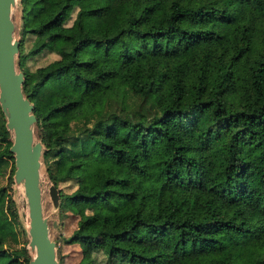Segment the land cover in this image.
Here are the masks:
<instances>
[{
    "label": "trees",
    "instance_id": "obj_1",
    "mask_svg": "<svg viewBox=\"0 0 264 264\" xmlns=\"http://www.w3.org/2000/svg\"><path fill=\"white\" fill-rule=\"evenodd\" d=\"M19 1L57 245L75 264H264V0ZM10 145L0 109V264H27Z\"/></svg>",
    "mask_w": 264,
    "mask_h": 264
},
{
    "label": "water",
    "instance_id": "obj_2",
    "mask_svg": "<svg viewBox=\"0 0 264 264\" xmlns=\"http://www.w3.org/2000/svg\"><path fill=\"white\" fill-rule=\"evenodd\" d=\"M18 1L0 0V109L5 117V127L11 134L9 151L14 157L13 182L21 186L26 200L25 222L21 223L27 234L26 247L30 255L27 264H60L57 243L50 237L48 215L44 214L42 205L41 154L44 146L36 137L33 104L22 91L24 76L16 63L20 36L19 33L14 36L16 24L12 11ZM21 25L19 20L17 29ZM47 193L54 210L58 211L59 191L50 181ZM51 226H57L55 219Z\"/></svg>",
    "mask_w": 264,
    "mask_h": 264
},
{
    "label": "rangeland",
    "instance_id": "obj_3",
    "mask_svg": "<svg viewBox=\"0 0 264 264\" xmlns=\"http://www.w3.org/2000/svg\"><path fill=\"white\" fill-rule=\"evenodd\" d=\"M19 9H20V1L17 2V4L14 7L13 13H12L15 24H16V30H15V34H14L15 37L18 36V29L17 28H18V23L20 20ZM42 177L44 179V182L42 184L43 211H44L45 215H48L50 237L56 241L57 237L60 233V231L58 230L59 227L58 228H56L57 226L52 227L51 222L53 219H55L57 221L58 211L54 210V208L51 204V200L49 198V195L47 193V186L49 185V181L44 174L43 168H42ZM66 185L67 184H62L61 186L65 187ZM11 186H12L11 194H12V198L14 199V201L16 203L19 219L22 223H24L25 217H26V200H25V197L23 195V191L14 182ZM63 234H66V231H64ZM57 246H58L57 247V258H58V256H61L63 264H75L78 261V259L80 257V248H79L77 243L68 244V243L59 242V244ZM15 264H23V263L21 261H18Z\"/></svg>",
    "mask_w": 264,
    "mask_h": 264
},
{
    "label": "bare ground",
    "instance_id": "obj_4",
    "mask_svg": "<svg viewBox=\"0 0 264 264\" xmlns=\"http://www.w3.org/2000/svg\"><path fill=\"white\" fill-rule=\"evenodd\" d=\"M14 10V9H13ZM12 13H13V11H12ZM20 186V185H19ZM20 189H21V186L19 187Z\"/></svg>",
    "mask_w": 264,
    "mask_h": 264
}]
</instances>
